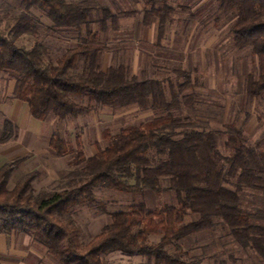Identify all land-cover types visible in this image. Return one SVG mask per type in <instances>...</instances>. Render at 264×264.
I'll return each mask as SVG.
<instances>
[{"label": "trees", "instance_id": "16d2710c", "mask_svg": "<svg viewBox=\"0 0 264 264\" xmlns=\"http://www.w3.org/2000/svg\"><path fill=\"white\" fill-rule=\"evenodd\" d=\"M18 4L15 22L6 32L0 26V74L14 76L9 100L26 105L31 118L45 121L78 119L97 107L122 110L136 107L151 112L153 118L142 126H128L118 133H101L104 148L86 157L75 152L57 134L48 147L57 158L72 155L69 166L77 168L84 180L71 188L52 192L35 201L32 183L37 172L25 175L9 189L13 173L29 155L18 156L0 165V235L31 237L52 254L58 264H111L103 260L109 253L142 257L144 264H201L188 259L179 243L193 235L212 231L217 225L243 249L251 250L264 264V209L249 212L244 206L247 194L264 195V134L247 144L242 129L228 124L224 129H204L198 121L177 116L198 104V79L179 66L169 68L170 77H149L146 70L131 74L128 65L103 68L108 45L91 30L89 15L100 14V33L117 31L121 15L96 0H0ZM142 19L137 29L156 24L160 46L173 25V8L165 0H141ZM218 11L232 18L234 50H250L258 60V72L245 77L247 101H264V0H209ZM32 11H39L51 28L78 33V44L68 48L55 62L48 47L36 41L31 48L17 45L23 36L37 37L38 26ZM1 20V19H0ZM82 68L70 74L77 60ZM264 115V111H263ZM18 129L3 120L0 143L17 138ZM224 139L223 153L219 142ZM107 189L125 194L170 193L175 205L149 209L145 203L108 213L95 191ZM252 206V205H251ZM78 207L99 208L111 218L98 234L81 243L73 220L63 221ZM188 214L197 216L185 222ZM151 235H159L151 243ZM172 245L173 253L165 247Z\"/></svg>", "mask_w": 264, "mask_h": 264}, {"label": "rangeland", "instance_id": "374dc122", "mask_svg": "<svg viewBox=\"0 0 264 264\" xmlns=\"http://www.w3.org/2000/svg\"><path fill=\"white\" fill-rule=\"evenodd\" d=\"M165 1L176 8V12L173 14V25L158 46L156 24L149 29H137L142 19L141 0H96V6L106 7L112 13H133L131 17L121 16L117 31L108 28L104 33H100L96 23L100 14L93 11L89 15L91 30L97 32L98 40L109 47L103 55V68L126 64L133 75L146 70L149 77L161 79L171 76L169 68L172 66L191 71L200 83L196 90L199 104L193 110L183 109L177 116L192 118L204 129H224L228 124H235L242 129L247 144L253 145L264 134V101L246 100L245 77L248 73L256 74L259 65L249 49H233L230 28L234 20L221 14L217 5L209 0ZM18 12L17 3H0V26L3 31L12 27ZM32 16L39 29L38 36H23L17 40V45L29 49L36 41L42 42L48 47L49 60L55 62L65 50L78 44L76 31L52 29L39 11H32ZM82 65V60L78 59L70 74L79 72ZM13 84L14 76L0 74V133L4 119L11 120L18 129L15 140L0 143V165L18 156L29 155L28 162L13 173L8 187L11 189L25 175L37 172L38 177L32 183L35 201L52 192L74 187L84 180L77 168L69 166L71 154L57 158L50 150L48 141L52 134L64 139L75 152L81 151L89 157L95 154L98 147L107 145V140L101 136L103 131L114 135L120 129L142 126L153 118L151 112H140L136 107L122 110L97 107L92 114L78 119L60 121L49 116L42 122L30 117L24 103L9 100L8 94ZM223 143L224 139L219 142V148L227 154ZM95 193L108 213L126 210L130 205L140 203H145L149 209L175 205L174 196L170 193L125 194L107 189H98ZM244 206L251 213L264 209V195L247 194ZM196 218L188 214L185 222ZM69 220L76 222L81 243H87L110 223L111 218L108 214H102L99 208L78 207L63 219L65 222ZM159 238V235H151L149 241L156 243ZM6 239L9 247H12L13 238ZM25 239L29 241L18 249L24 254L15 257L18 262L58 264L46 248L31 237ZM179 246L187 253L188 259H200L201 264H262L251 250L239 247L222 225L188 237ZM165 249L170 253L175 251L172 245ZM103 260L111 264L145 263L142 257H127L119 253H109Z\"/></svg>", "mask_w": 264, "mask_h": 264}, {"label": "crops", "instance_id": "0c3cea01", "mask_svg": "<svg viewBox=\"0 0 264 264\" xmlns=\"http://www.w3.org/2000/svg\"><path fill=\"white\" fill-rule=\"evenodd\" d=\"M13 88V86H12ZM9 91V94L12 91ZM8 94V95H9ZM27 109V107H26ZM28 112V110H27ZM29 114V113H28ZM11 121V120H10ZM23 156V155H21ZM18 234H13L7 237L13 238L12 242L14 241V243L12 244V247H9L8 242L6 239L7 237L5 235H0V264H23L22 262H18L17 259L15 258L16 256H24V254L21 251H18V249H21V247L23 246L22 244H26L28 243V241L25 239L26 237L29 238L28 236H25L24 238L17 236ZM10 240V239H9ZM16 245V247L13 249V247ZM4 256H6L7 258H3Z\"/></svg>", "mask_w": 264, "mask_h": 264}]
</instances>
